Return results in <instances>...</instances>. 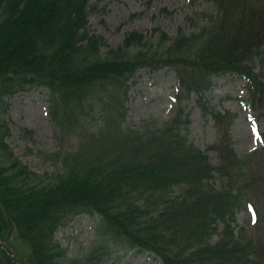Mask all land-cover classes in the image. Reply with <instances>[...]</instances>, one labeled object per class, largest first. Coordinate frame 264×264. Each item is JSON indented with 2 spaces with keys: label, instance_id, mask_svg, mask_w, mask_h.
<instances>
[{
  "label": "trees",
  "instance_id": "16d2710c",
  "mask_svg": "<svg viewBox=\"0 0 264 264\" xmlns=\"http://www.w3.org/2000/svg\"><path fill=\"white\" fill-rule=\"evenodd\" d=\"M201 1L211 11L186 16L173 36L131 30L110 47L89 29L91 0H0V264H100V250L71 254L56 236L81 214L121 249L161 264H264V144L238 156L236 114L205 98L214 76H243L244 98L264 121V0ZM142 67L171 71L175 87L169 117L139 130L124 120ZM36 87L48 89L56 138L78 140L53 153L51 172L31 169L8 141V100ZM192 94L213 121L215 163L187 138ZM175 186L181 193L170 195ZM241 208L250 220L236 232Z\"/></svg>",
  "mask_w": 264,
  "mask_h": 264
},
{
  "label": "rangeland",
  "instance_id": "374dc122",
  "mask_svg": "<svg viewBox=\"0 0 264 264\" xmlns=\"http://www.w3.org/2000/svg\"><path fill=\"white\" fill-rule=\"evenodd\" d=\"M91 3L94 9L89 15V29L101 35L110 47L121 42L124 34L131 30L149 36L151 30L158 27L173 36L179 27L187 25L186 16L193 12L211 11V5L201 0H91ZM134 13L138 15L131 18ZM249 63L256 72L261 69L256 60ZM129 82L125 102L126 126L142 130L168 118L172 105L173 73L163 69L152 72L141 68ZM212 83V88L205 96L208 104L221 112L236 114L229 127L235 153L245 157L260 149L264 144V121L252 115L243 99V78L220 75L215 76ZM47 96L48 89L41 87L18 93L8 100V109L4 114L10 126L8 141L15 155L37 172L57 169L59 164L54 163L53 153L60 148L72 151L78 144L76 134H69L63 140L56 138V127L48 113ZM195 98L193 95L183 105L190 121L187 138L208 154L211 163H215L216 153L209 148L215 138L214 127L211 119L203 115ZM22 128L32 131L31 138L22 134ZM181 188L173 187L170 195L180 194ZM89 217L80 215L58 229L56 236L69 253L96 248L101 253L98 254L100 264H159L158 259L149 258L146 254L121 249L107 230L100 229V221ZM248 217L244 208L236 212V232L241 227L247 228ZM219 236V233L214 232L210 240L214 242Z\"/></svg>",
  "mask_w": 264,
  "mask_h": 264
},
{
  "label": "snow or ice",
  "instance_id": "6c2138e0",
  "mask_svg": "<svg viewBox=\"0 0 264 264\" xmlns=\"http://www.w3.org/2000/svg\"><path fill=\"white\" fill-rule=\"evenodd\" d=\"M254 131H255V129H254ZM254 222H255V219H254Z\"/></svg>",
  "mask_w": 264,
  "mask_h": 264
}]
</instances>
